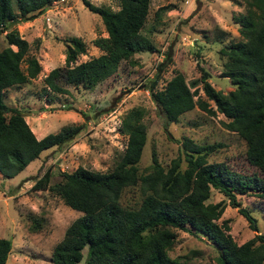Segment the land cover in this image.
Returning <instances> with one entry per match:
<instances>
[{"label": "trees", "instance_id": "1", "mask_svg": "<svg viewBox=\"0 0 264 264\" xmlns=\"http://www.w3.org/2000/svg\"><path fill=\"white\" fill-rule=\"evenodd\" d=\"M55 1L0 0V24L7 28L29 21ZM149 3L117 0L118 8L111 10L84 1L88 10L98 15L106 33L92 40L100 53L71 65L84 52L83 43L73 37L72 45L65 46L63 67L52 68L43 77L47 88L66 93L63 83L92 89L112 75L121 61H130L141 50L152 51L140 32ZM243 7L242 13L232 17L240 39L218 51L224 58L220 75L231 84L230 91L214 90L204 72L200 83L205 99L196 95V89L189 90L179 72L161 88L156 87L159 75L155 73L143 87L164 127L194 107L208 115L221 114L226 119L225 127L243 141L245 161L254 171L246 173L221 161L208 162L207 156L217 146L194 145L186 139L181 143V154L166 167L157 163L152 153L151 163L139 169L146 141L144 109L132 107L120 119L119 131L126 142L109 170L78 166L48 183L51 172L46 169L32 185L34 190H47L79 213L52 247L48 264H186L168 255L180 231L204 236L216 251L214 264H264V234L237 245L227 233L226 221H215L205 208L208 205H203L210 189L216 190L231 207H237L250 229L257 231L255 218L240 206L237 196L253 194L264 200V0H243ZM4 38L6 46L0 49V175L11 178L41 151L71 141L82 125L64 126L36 139L23 114L3 103L5 89L27 83L40 70L36 58L26 55L24 39L10 31ZM164 58L158 71L170 60L168 54ZM22 60L24 69L20 67ZM125 188H130L137 199L122 203ZM29 220V229L36 231L39 219ZM9 251L10 240L0 238V264L5 263Z\"/></svg>", "mask_w": 264, "mask_h": 264}, {"label": "rangeland", "instance_id": "2", "mask_svg": "<svg viewBox=\"0 0 264 264\" xmlns=\"http://www.w3.org/2000/svg\"><path fill=\"white\" fill-rule=\"evenodd\" d=\"M84 1L96 7L118 8L117 0H58L29 21L9 24L7 28L0 24V49L6 46L4 34L16 32L27 42L26 55L34 56L40 67L35 78L5 89L3 103L23 114L36 139L64 126L82 125L71 141L41 151L15 176L0 175V238L10 240L4 264L50 262L52 247L79 213L47 190H34L32 185L46 169L51 172L48 183L78 166L100 172L109 170L126 142L119 131L120 119L132 107L144 109L146 141L139 169L151 163L152 153L157 163L166 167L181 154V143L186 139L194 145L217 146L207 156L208 162L221 161L246 173L254 171L245 161L243 141L225 127L226 119L221 114L208 115L194 107L180 115L177 122L164 127L143 87L155 73L159 75L156 87L161 88L179 72L189 90L196 89V95L205 99L200 83L204 72L214 90L230 91L231 84L220 75L224 58L218 51L230 41L240 39L232 17L243 12V0H150L140 32L152 51L141 50L130 61H121L112 75L92 89L61 83L67 92H53L44 84L43 77L50 69L63 67L64 49L72 45L71 39L78 38L84 46L73 65L97 56L100 51L92 40L106 36L100 18L88 10ZM166 54L170 60L158 71ZM20 67L24 69V60ZM180 166L183 168L184 161ZM136 199L130 188L122 191V203ZM237 200L255 218L257 231L251 230L237 207H231L216 190L210 189L203 205H208L205 208L215 221H226L227 233L239 245L258 233L264 234V200L253 194L237 196ZM29 217L39 219L36 231L29 229ZM85 252L84 248L82 254ZM168 255L186 264H214L216 251L201 234L180 231Z\"/></svg>", "mask_w": 264, "mask_h": 264}]
</instances>
